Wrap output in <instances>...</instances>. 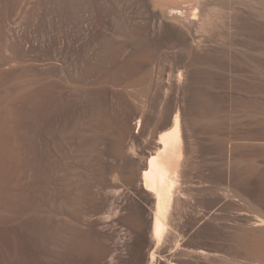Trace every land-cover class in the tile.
<instances>
[{"label":"rangeland","instance_id":"374dc122","mask_svg":"<svg viewBox=\"0 0 264 264\" xmlns=\"http://www.w3.org/2000/svg\"><path fill=\"white\" fill-rule=\"evenodd\" d=\"M230 1L212 40L139 0H0V264H264V0ZM178 108L159 247L138 177Z\"/></svg>","mask_w":264,"mask_h":264},{"label":"bare ground","instance_id":"6f19581e","mask_svg":"<svg viewBox=\"0 0 264 264\" xmlns=\"http://www.w3.org/2000/svg\"><path fill=\"white\" fill-rule=\"evenodd\" d=\"M220 1L223 4L219 3ZM220 1L219 0H139V9L142 8L143 10H145V8H146L148 13L150 15H152L153 17H155L157 14H160V15L162 14L166 18V20L164 21V24L166 25V27L172 31L177 32V33H185L186 34L189 32L188 35L189 34L191 35L192 34L191 32H193L194 34L198 35V37L205 36V35H207L208 37L211 36L213 39L211 37H209V38L212 40H214L215 37L220 39V38H225L226 36H229L231 38L230 35L233 34L234 30H230V31H232V33L230 34L229 29H227L228 31H226V29H225V32H228L227 34H230V35H226L225 33H223V30L221 31V28L226 27L225 24H226V20L228 17V16H226V14L228 12L232 13L231 11L236 10V9L232 6L233 2H231L230 0L228 2V4H229L228 7L225 6L227 3L225 0H224L225 2L222 0H220ZM140 4H143L145 8L140 7ZM139 11H141V10H139ZM147 11H144V12L147 13ZM237 12H238V10H236L235 15L237 14ZM161 19H162V17H161ZM236 19H238V18H236ZM162 20H160V21L162 22ZM232 20H234V18H232ZM243 20H247V18L243 19ZM227 21H229V20H227ZM247 21H245V22H247ZM233 23L234 22H232V24ZM230 27H231V24H230ZM232 29H234V28H232ZM235 31H234V33H235ZM141 34H143V33H141ZM141 34H139V35L142 36ZM233 36H234V34H233ZM237 37L238 36L235 35V38H237ZM248 38L250 39V37H247V39ZM222 40H224V39H222ZM232 40H233V37H232ZM202 41L203 40H201V42ZM235 41H237V40L235 39ZM139 42H141V40ZM201 42L198 41V43H201ZM245 42H247V41H245ZM250 43H249V47L247 46V48H250L251 45H252L251 47H253L254 43L253 44H250ZM222 45H225V42L222 43ZM189 46H191L190 43H189ZM189 46H188V48H189ZM242 46H244V45H242ZM189 49L191 51H193V49H191V48H189ZM190 54H192V52H190ZM83 60H84V58H83ZM216 60H217V58H216ZM102 62H104V61L101 60L100 63H102ZM84 63L85 62H82L81 64H83L84 67L87 68L86 66L89 63L87 65ZM97 63L99 65V62H97ZM97 63H95V65H97ZM102 65H103V63L101 64V66H98L99 69H100V67L101 68L103 67ZM91 67L92 66L88 67V69H91ZM92 68H95V67H92ZM82 70H84V71H82ZM82 70H81L82 72H80V74H79L80 77L78 76V79L79 78L82 79L84 77V75L82 76L81 74L82 73L84 74L86 69H82ZM93 71H94V69H93ZM93 71L90 70L89 73L93 72ZM95 71H97V72H95V74L93 72L92 76L90 75V77L95 76L94 78H92V81L89 84H87L86 86L84 85L86 90L88 89L90 92L91 91L95 92L96 90H98L99 86L102 85V80L100 79V77H96L97 73H98V69H95ZM86 73H87V75H89L88 72H86ZM100 74H101V71H100ZM182 75H183V72L182 71L179 72V79H182ZM81 79H80V81H81ZM81 83L83 84V82H81ZM81 87L84 88L83 85H81L80 87L78 86V88H81ZM85 92H87V91H85ZM180 112L181 111L178 108L177 111H174L173 114L171 113L172 116L170 117L169 120L167 119L168 120V123H167L168 127L164 130L163 129H161V131L159 130L160 132L156 135L157 138L155 139V142L157 144L155 146L156 148L154 149V151H152V153H150L147 156L146 161L141 165L142 168L140 167L141 168L140 178L138 177V182L140 181V185L142 186L144 191L146 193H148L151 196V198L153 199L152 203L154 204V208H153V212H152L151 238H152L154 244L156 246H159V247L161 245L160 243L162 242L164 236L166 235V233L170 229V223H172V222H170V220H171L170 215H171V212L173 210V207H174V210L176 208L174 206V204L176 205L175 202H177V203L179 202L178 201L179 197H177L176 198L177 201H175L176 192H177L179 187L181 188L180 185H181L182 177H184L186 175L185 171H184L185 175L183 174V169L186 170L183 167L184 166V156L186 155V153H185V137H184L185 132L183 133V129H184L183 128V122H182L183 118L181 117ZM135 124H136V126H135L136 131L138 132L139 127L142 126V119L137 118ZM129 150L133 151V146H131L129 148ZM187 167L190 170V166L187 165ZM187 172H189L188 169H187ZM184 181L185 180H183L182 182H184ZM181 191H182V189H181ZM180 194L181 193H179V195ZM171 216H173V215H171ZM254 223H256V222H254ZM258 224H260V225L264 224V218H261L258 221ZM153 248H155V247H153ZM156 253H158V252L157 251L155 252V249H152L150 251V254L148 257L149 264H154V262L157 260V254ZM157 262H158V260H157Z\"/></svg>","mask_w":264,"mask_h":264}]
</instances>
